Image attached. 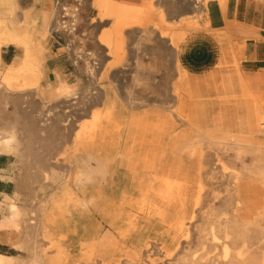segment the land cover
I'll use <instances>...</instances> for the list:
<instances>
[{
  "label": "bare ground",
  "instance_id": "1",
  "mask_svg": "<svg viewBox=\"0 0 264 264\" xmlns=\"http://www.w3.org/2000/svg\"><path fill=\"white\" fill-rule=\"evenodd\" d=\"M18 2L0 0V156H32L7 114L10 100L19 110L39 100L48 110L40 131L59 111L83 114L72 140L81 160L72 175L37 170L32 206L3 195L0 240L29 257L0 254V264H154L153 251L164 264H264V91L252 89L240 68L247 28L227 22L215 30L208 21L210 3L225 14L227 0H84L108 60L97 63L80 39H65L85 65L80 100L43 68L46 50L34 30L39 19L45 31L56 29L54 6L27 13ZM235 33L243 40L230 45ZM8 46L17 55L6 66ZM146 48L164 61L160 82L144 72ZM130 56L142 75L140 97L115 80L99 82L106 64L121 69ZM199 63L210 71L195 70ZM99 215L104 233L93 220ZM75 218L84 230L70 263L62 228Z\"/></svg>",
  "mask_w": 264,
  "mask_h": 264
},
{
  "label": "rangeland",
  "instance_id": "2",
  "mask_svg": "<svg viewBox=\"0 0 264 264\" xmlns=\"http://www.w3.org/2000/svg\"><path fill=\"white\" fill-rule=\"evenodd\" d=\"M54 1L55 0H51V7L54 6ZM65 1H67L68 4L72 5L73 0ZM166 8L171 9L170 6H166ZM18 19L19 18L17 17V20ZM95 20L96 12L88 10L87 4L83 0V2H81L80 14L78 16L79 28L77 32V38L81 40L79 41L81 44L78 46L80 48H83L88 53L94 55L97 63L98 61H103V63H105L108 59L103 56L96 44V36L97 34H99L100 25L98 23L91 24V22ZM242 40V36L238 33H235L230 37V45L240 43ZM64 49L66 56H68V58L71 60L73 58L71 52H68L66 50V46H64ZM141 56L142 61L144 62L145 66H147L144 67V72L155 81L160 82L161 78L164 77L165 73L167 72L164 70V61L161 59L160 55L153 49L150 50L146 48V50L142 52ZM215 58L217 59L216 56ZM123 64L125 65L123 66L124 70L122 67L121 69L113 71H110L111 69L109 68L111 63L106 64V67H104V70H102L100 73L99 82H110L109 79L115 80L120 86V89H122V87L129 88L134 95L140 97V89L135 87V85L137 84V80L142 79V75H140L139 69L133 65L131 56L127 57L126 61ZM210 68L211 67H209V69L206 68V71H210ZM84 69L85 65L83 61L79 63L77 68L70 67V70L73 73L74 80V84L72 86L77 90L76 93L79 94V100L86 93L85 90L87 88V85H83L82 81ZM204 70L205 69L201 71ZM228 70L230 71L231 68L228 67L224 69V71ZM143 82L150 83L149 81L144 80ZM120 94H122L121 91ZM67 104H70V102H68ZM46 106L47 104L44 101L42 102L39 100H33L29 105H26V108L19 110V107L15 106L12 100H10L9 103L7 120L16 124V128L18 130L17 134L20 138H22L23 146L27 145L32 154V156L28 158L12 157L9 158V160L3 156H0V167L5 166L6 164H8V162L13 167L15 178L12 180L13 182L9 186V196L17 195L16 202L19 206H26L28 204L32 206V204L30 203V188L35 186L36 182L38 181L32 180V178H39V175H37L36 172L37 170L39 171L40 168L48 170L49 167H53L58 172L64 175H66L67 171L69 175H72L75 172L76 161L81 160V153L72 152V140L73 135L79 130L83 114H73L71 117L70 114H67V117H65L63 111H59V113H57V116L47 121L48 123L45 128L40 131L38 123L40 121V115L48 112ZM84 116H87V112L84 114ZM64 120L69 121V125L65 127L61 126L62 121ZM33 123L35 124V126L33 125ZM24 131H30V133L27 134ZM2 197L3 195H0V200H2ZM222 201L221 199L217 201V207H220ZM133 213L135 214L136 219H141V215L135 212H132V214ZM93 220L99 227V229H101V232L106 231V226L104 223H102L103 219L100 215L98 217H94ZM195 220L196 221L194 225H200L199 220ZM70 221L76 222L78 220H76L75 218L74 220ZM118 227H121L120 230H125L126 228L124 225H119ZM193 250H195L194 246L191 247V251ZM19 254L20 258L26 259L29 257L28 253L26 252H22ZM152 254L153 257L151 258V260L154 261V264H164L161 253L153 251Z\"/></svg>",
  "mask_w": 264,
  "mask_h": 264
},
{
  "label": "crops",
  "instance_id": "3",
  "mask_svg": "<svg viewBox=\"0 0 264 264\" xmlns=\"http://www.w3.org/2000/svg\"><path fill=\"white\" fill-rule=\"evenodd\" d=\"M18 5L23 12L29 13L33 10L45 12L50 7L51 0H41L40 3L38 0H19ZM210 7H213L214 12L213 14L211 12L208 16V21L213 29L222 30L227 22H231L235 24V27L240 26L247 28L246 30L249 31H246L250 36L244 42V59L240 64V68L252 89L264 91V4H260L255 0H227L225 14L222 13L216 3H210ZM34 35L35 38L41 40L46 50L43 68L47 79L53 81L54 74L57 72L67 84L72 86L74 84L73 73L70 70V60L66 56L62 40L53 37L48 30H44L42 19H39ZM195 50L199 53V48ZM16 55L17 50L13 46L3 48V64L10 65ZM209 67L210 65L203 66L199 63L194 69L199 71ZM3 157L8 160L12 158L10 156ZM14 178L15 173L9 162L0 167V195L9 196V186ZM83 230L84 228L78 222L65 223L62 228V231L67 234L63 246L68 252L70 263L81 253L80 237ZM106 230H108L107 227ZM22 252L9 245L5 240H0V254L9 257H20L19 253Z\"/></svg>",
  "mask_w": 264,
  "mask_h": 264
},
{
  "label": "built area",
  "instance_id": "4",
  "mask_svg": "<svg viewBox=\"0 0 264 264\" xmlns=\"http://www.w3.org/2000/svg\"><path fill=\"white\" fill-rule=\"evenodd\" d=\"M64 4H67V1L65 0L54 1V9L57 16L55 19L56 29H54L55 28L54 26L51 27L49 33L53 37H57L58 40H62L63 45L66 46V50L70 52V46L65 39L68 38L74 40V37H77V32L79 28L78 16L80 14V9H81V0H73L72 5L69 4L71 5L69 9L74 7L73 9L68 10L70 13L66 11L67 9L65 8ZM80 44L81 43L78 42V45ZM81 61H82L81 59L75 60L73 57L70 60V67L77 68Z\"/></svg>",
  "mask_w": 264,
  "mask_h": 264
}]
</instances>
